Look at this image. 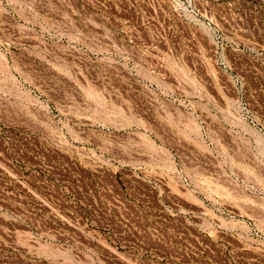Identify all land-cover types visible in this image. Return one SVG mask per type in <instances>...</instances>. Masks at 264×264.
Masks as SVG:
<instances>
[{
  "label": "rangeland",
  "instance_id": "1",
  "mask_svg": "<svg viewBox=\"0 0 264 264\" xmlns=\"http://www.w3.org/2000/svg\"><path fill=\"white\" fill-rule=\"evenodd\" d=\"M200 13L0 0V264H264L262 26Z\"/></svg>",
  "mask_w": 264,
  "mask_h": 264
},
{
  "label": "built area",
  "instance_id": "2",
  "mask_svg": "<svg viewBox=\"0 0 264 264\" xmlns=\"http://www.w3.org/2000/svg\"><path fill=\"white\" fill-rule=\"evenodd\" d=\"M195 9L209 25H215V13H220L218 18L231 27V21L244 25L252 22L260 24L264 34V4L251 3L246 0H229L215 3L212 0H193Z\"/></svg>",
  "mask_w": 264,
  "mask_h": 264
}]
</instances>
